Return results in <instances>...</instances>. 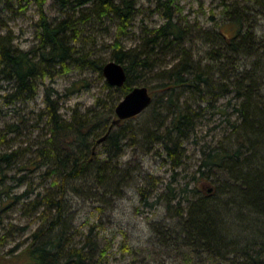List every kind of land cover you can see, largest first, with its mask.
Segmentation results:
<instances>
[{"label": "trees", "instance_id": "1", "mask_svg": "<svg viewBox=\"0 0 264 264\" xmlns=\"http://www.w3.org/2000/svg\"><path fill=\"white\" fill-rule=\"evenodd\" d=\"M14 1L21 4L30 0ZM52 1L61 12L81 8L85 18L74 19L75 13L64 12L62 19L51 23L42 10L44 0H34L41 7L38 44L22 52L13 49L7 37H0V77L12 84L13 90L7 99H32L42 81L53 76L56 67L65 70L71 66L88 67L101 76L106 63L102 59H89L74 45L78 37L76 21H81L78 25L82 27L89 19L109 18L115 21L117 35L121 36L135 16L137 3V0ZM176 4L177 0H155L156 8L163 12V22L147 31L134 48L122 47L118 39L113 43L110 60L124 68L126 80L120 88L105 84L108 94L104 99H96L93 108L84 112L74 108L64 119L57 102L51 99L52 90L44 88L48 132L37 144L29 171L43 169L41 176L51 180V184L27 203L34 211L41 210L42 224L24 248L0 253V264H102L106 250L100 248L96 236L92 237V227L82 241H73L71 220L66 219V197L102 204L108 202L107 195L120 197L119 190L129 177L119 161L126 136L122 130H114L120 123L111 130L109 127L115 119L116 105L136 87L143 71L157 65L156 60L149 58L152 48L159 43L182 47L177 61L158 76L164 90L170 91L168 103L173 110L166 121L157 122L160 114L154 115L157 101L152 99L149 108H153V113L147 118L146 130L138 133L141 146L149 151L153 145L157 146L172 170L183 164V143L193 126L188 106L174 102L175 89L190 95L206 89L214 99L233 92L239 100L236 108L239 122L232 124L230 138L225 144L221 142L202 152L197 170L181 189L183 202L176 200L174 194L168 198L166 208L175 210L173 218L178 224L174 230L156 228L160 246L176 253L183 264H264V96L261 94L264 62L258 57L248 67L239 64L241 58L256 57L262 49L257 46L251 13L264 14V0H247L243 7L225 4L229 36L220 28L210 31L180 20L173 11ZM199 41L207 45V50L203 60L195 61L190 46L185 45ZM96 108L102 111L97 112ZM147 124L153 129L147 128ZM232 137L234 146L230 142ZM11 157L0 155V163H8Z\"/></svg>", "mask_w": 264, "mask_h": 264}, {"label": "rangeland", "instance_id": "2", "mask_svg": "<svg viewBox=\"0 0 264 264\" xmlns=\"http://www.w3.org/2000/svg\"><path fill=\"white\" fill-rule=\"evenodd\" d=\"M246 2L177 0L173 11L184 22L198 24L210 31L220 28L229 36L231 32L225 25L228 15L224 14V6L238 4L243 7ZM40 8L34 0L21 4L14 0H0V37H7L15 50L30 51L38 44ZM42 10L51 23L62 19L64 12L75 13L74 19L83 17L81 8L75 11L68 8L61 12L52 0H44ZM251 18L255 23L257 46H262V49L256 57L241 58L239 64L243 67L253 64L258 57L264 62V14L253 12ZM76 22L78 37L74 45L77 50L89 59H102L105 64L111 61V48L117 39L122 47L134 48L141 43L147 31L162 24L163 12L156 8L155 0H137L135 16L121 36L117 35L115 21L109 18L89 19L82 27L78 25L81 21ZM188 46L195 61L204 59L206 44L199 41L185 45L186 48ZM181 48L177 44L166 46L159 43L154 46L149 59L156 60L157 65L143 71L136 81V86L146 87L153 101H157L154 107V115L160 114L156 117L157 122L166 121L173 110L168 103L170 91L164 90L163 81L158 76L164 68L177 61ZM105 84L104 77L92 68L71 66L65 70L56 67L53 76L42 81L32 99L12 101L6 98L13 91L12 84L0 77V155H12L8 163H0L1 254L24 248L31 234L42 224L41 210L34 211L27 203L51 184V180L41 176L43 169L29 171L37 144L46 138L48 132L44 88L52 90L51 99L57 102L60 114L67 119L72 109L84 112L94 107L96 99L106 98L108 90ZM173 94L174 102L182 107L186 104L193 118V126L183 143L185 157L179 168L172 170L157 146L153 145L150 151L141 146L139 133L146 130L147 118L153 113V108H149L114 128L122 130L126 136L122 141L124 146L119 161L129 177L119 190L120 197L107 195L108 202L105 201V204L66 197V219L71 220L73 241H82L92 227V237L96 236L100 248L106 250L102 264H129L131 261L134 264H183L176 253L160 246L156 228L176 229L178 220L173 218L175 210L166 208L167 200L174 194L176 200L183 202L181 189L197 170L202 152L219 146L221 142L225 144L230 138L232 124L239 122L236 112L239 100L233 92L214 99L206 89L190 95L177 88ZM261 94L264 96V85ZM96 110L101 112L102 108ZM146 127L152 128L150 124ZM230 142L234 146L233 137Z\"/></svg>", "mask_w": 264, "mask_h": 264}, {"label": "water", "instance_id": "3", "mask_svg": "<svg viewBox=\"0 0 264 264\" xmlns=\"http://www.w3.org/2000/svg\"><path fill=\"white\" fill-rule=\"evenodd\" d=\"M102 76L108 86L120 88L124 85L126 75L124 68L114 62H107L102 68ZM152 97L146 87L136 86L132 88L114 108L115 119L112 121L109 130L125 120L135 118L146 111L151 105ZM106 136L97 141L102 142Z\"/></svg>", "mask_w": 264, "mask_h": 264}]
</instances>
